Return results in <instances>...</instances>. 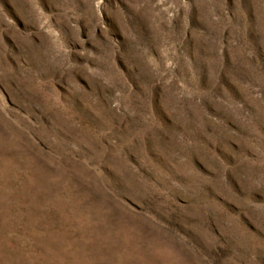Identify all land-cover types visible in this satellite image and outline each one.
Returning a JSON list of instances; mask_svg holds the SVG:
<instances>
[{
  "label": "rangeland",
  "instance_id": "374dc122",
  "mask_svg": "<svg viewBox=\"0 0 264 264\" xmlns=\"http://www.w3.org/2000/svg\"><path fill=\"white\" fill-rule=\"evenodd\" d=\"M0 264H264V0H0Z\"/></svg>",
  "mask_w": 264,
  "mask_h": 264
}]
</instances>
